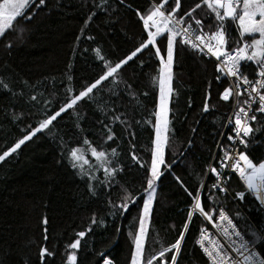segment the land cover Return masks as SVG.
Returning a JSON list of instances; mask_svg holds the SVG:
<instances>
[{
    "label": "trees",
    "instance_id": "trees-1",
    "mask_svg": "<svg viewBox=\"0 0 264 264\" xmlns=\"http://www.w3.org/2000/svg\"><path fill=\"white\" fill-rule=\"evenodd\" d=\"M108 2L117 8L118 0ZM194 2L181 0L185 10L194 6ZM94 3L100 4L102 0H45V4L39 7L33 4L28 12L35 11L36 14L30 22L18 18L19 25L24 26L23 32L17 29L6 32L5 37L0 38V81L8 83L17 93L23 91L27 94H31L33 89L23 87L25 81L38 86L48 85L47 90H41L51 101L50 110H54L63 102L68 87L79 92L101 74L103 65L95 55L97 47L112 63L133 51L141 42V26L134 11L145 9L149 0H126L132 7H119L118 12L111 16L95 9ZM90 10L97 14L84 28ZM81 29L84 31L81 32ZM231 35L233 39L238 38L235 30ZM87 36L94 39H86ZM9 42L12 44L11 49L6 47ZM138 55L140 60L145 61L143 67L134 58V62H130L131 66H126L122 73L123 80L133 85L135 98L126 97L127 103L122 106L118 103L120 111L116 115L127 113L142 123L133 125L135 139L125 134L114 145L118 147L119 158L124 166L119 177L121 184L137 191L140 190L144 170L131 159V153L134 151L142 161L150 159L154 140L151 121L154 120L153 112L158 104V85L154 77L159 73L154 56ZM207 60L190 49H182L174 65L175 93L171 104L173 112L170 114L174 127L170 125V151L166 150L165 156L166 164L171 167L161 166L163 175L157 185L154 213L146 241V248L151 250L158 251L161 245L168 246L178 238L191 203L184 187L195 193L201 180L211 182V177H205L204 173L212 162L216 140L221 139L218 133L224 131L221 126L225 125L232 103L221 101L218 109L202 112L205 90L214 71L213 65ZM253 67L249 65V70ZM68 76L72 77L71 81ZM226 86L227 81L223 84L213 82V104L217 99L216 93ZM102 87L103 91L96 93L93 102H82L77 106L76 113L69 110L62 114L63 119L58 118L63 132H69L71 137L67 140L68 148L82 146L86 149L87 146L83 145L85 136L94 145L108 146L101 139L104 133L100 120L104 119V114L100 108L103 105L95 101H105L113 85L105 82ZM124 87V83H120L117 91ZM145 92L148 94L144 95ZM14 111L24 113L23 122H10ZM4 113L9 115L8 120L4 118ZM44 115L42 109L29 108L19 97L11 96L0 87V147L12 145L23 135L28 125L38 126V121ZM77 122L83 131L74 127ZM113 127L117 132L122 130L119 122ZM225 132H231V129L227 128ZM257 139H260L259 134ZM223 140L226 141V136ZM247 152L254 162L264 160V142L253 143ZM60 153V141L52 133H38L17 154L0 164V261L4 264H39L41 246L63 253L65 246L75 240L77 232L93 227L94 231L82 241L79 264H102L99 256L101 251L114 259L115 264H129V221L119 222L121 233L118 240L114 231L117 225L113 224L110 217L107 218L106 226L91 225L93 211L103 214L107 197L90 198L85 182L74 174L67 161L60 160ZM229 186V215L235 216L237 211H241L258 224L264 221V211L256 210V202L250 196L246 195L244 201H233L234 194L242 190L236 177L231 176ZM121 195L119 188L111 190L113 200L118 201ZM224 196L220 193L217 199L222 201ZM135 214L133 209L132 215ZM44 217L49 221L47 225L42 223ZM202 226V219L197 214L185 233L179 264H205L196 246ZM45 227L47 241L43 239ZM132 227L134 230L136 225ZM57 264H61L59 258Z\"/></svg>",
    "mask_w": 264,
    "mask_h": 264
},
{
    "label": "snow or ice",
    "instance_id": "snow-or-ice-1",
    "mask_svg": "<svg viewBox=\"0 0 264 264\" xmlns=\"http://www.w3.org/2000/svg\"><path fill=\"white\" fill-rule=\"evenodd\" d=\"M33 4L39 7L45 4V0H38V4L36 0H0V38L5 37L6 32L17 29L23 32L24 26L19 25L18 18L30 22L36 14L35 11L28 12ZM122 6L132 7L126 0H118L117 8H113L108 0L93 5L95 9L107 12L109 16L118 12V8ZM96 14V11L90 10L84 28H87ZM134 14L141 26L139 45L115 63L106 59L102 50L97 47L95 55L103 65L101 74L79 92L68 87L63 102L54 110H50L51 101L41 90H47L48 85L38 86L25 81L23 87L33 89L31 94H27L23 91L17 93L8 83L0 81V87L8 94L19 97L29 108L42 109L45 113L38 121V126L28 125L23 135L12 145L0 147V164L17 154L38 133H52L60 141V160L67 161L68 167L85 182L90 198L99 199L102 195L107 197L103 214L101 211H93L91 225L106 226L107 218L110 217L113 224L117 225L114 231L118 240L121 233L119 222L129 221V264H179L185 233L197 214L214 230L213 233L209 228L202 227L196 240L202 254L207 258V264H264V221L258 224L241 211L231 216L227 208L229 181L235 173L246 186V191L237 192L233 199L244 201L246 194L251 195L258 202L256 210L264 211V160L254 162L247 152L253 143L264 142V0H195L194 6L187 10L183 9L181 0H149L145 9H135ZM234 30L238 32L237 39L232 38ZM85 38L94 39L92 36ZM6 47L11 49V42ZM182 49H190L201 58L207 57L206 62L214 67L213 78L205 90L202 112L218 109L221 101L230 100H234L235 109L228 117L227 124L221 126L222 129L231 128V132L218 133L221 139H217L215 143L216 151L212 154L214 163H210L204 173L205 177H211V182L201 180L195 193L184 187L191 200L187 219L175 242L168 246L161 245L155 251L146 248V241L154 213L157 185L163 175L161 166L171 167L166 164L165 156L166 150L170 151V114L173 112L171 104L175 93L173 69ZM138 54L154 56L159 68L158 76L154 77L158 85V104L153 112L154 120L151 121L154 140L150 159L142 161L134 151L131 153V159L144 170L139 191L121 184L119 177L124 166L119 158L118 147L114 146L125 134L135 139L133 125L142 123L127 113L116 115L120 111L118 103L122 106L127 103L126 97L135 98L133 85L123 80L122 73L126 66H131L130 62H134V58L143 67L145 61L140 60ZM249 65L254 66L251 71ZM71 79L68 76V80ZM226 80L229 81L228 86L216 93L217 99L213 104V82L223 84ZM105 82L113 85L109 89V96L105 101L95 102L103 105L100 108L104 114V119L100 120L101 131L104 133L101 139L108 146L94 145L85 136L83 145L87 146L86 149L82 146L68 148L67 140L71 137L69 132H63L58 118L63 119L62 114L69 110L76 113L77 106L82 102H93L96 93L103 91ZM120 83H124L125 87L118 92ZM241 97L244 99H240ZM188 106L191 107V103ZM4 118L8 120L9 115L4 113ZM12 121L23 122L24 113L12 112L10 122ZM116 122L122 126L120 132L113 127ZM74 127L83 131L79 122ZM192 131L195 132L196 129L193 128ZM257 134L260 139H257ZM224 136L226 141L223 140ZM191 143L190 141L189 147ZM132 147L135 148V145ZM181 184L183 186L182 181ZM113 188L122 191L118 201L111 198ZM220 193L225 194L222 201L217 199ZM133 209L135 216L132 215ZM48 222L47 217H44L43 225ZM133 225H136L134 230ZM93 231V227H89L77 232L75 240L65 246L63 253L58 249L41 246L38 253L39 264H57V258L61 260V264H79L82 241ZM44 233L43 239L47 241L46 227ZM89 251L92 249L89 248ZM99 256L102 264H115L114 259L106 252H99ZM0 264L4 262L0 261Z\"/></svg>",
    "mask_w": 264,
    "mask_h": 264
},
{
    "label": "built area",
    "instance_id": "built-area-1",
    "mask_svg": "<svg viewBox=\"0 0 264 264\" xmlns=\"http://www.w3.org/2000/svg\"><path fill=\"white\" fill-rule=\"evenodd\" d=\"M207 58V57H206ZM213 60L215 59V58H212ZM222 75V74H221ZM250 78H252V77H250ZM227 81V80H226ZM228 83H229V81H227V86H228ZM240 99H244V97H241ZM231 101V103H232V106H231V110H230V112H229V114H228V116H227V120H226V122H225V124H227V122H228V117L229 116H231L232 115V113H233V111H234V109H235V102H234V100H230ZM227 128H224V132H225V130H226ZM231 129V128H230ZM243 146H241V148H242ZM215 151H216V149H215ZM211 163H214V161L212 160V162ZM231 176H234V177H236L237 178V180L239 181V183H240V186H241V188H242V190H240V191H246V186L243 184V182L240 180V178H239V176L237 175V174H235V173H233ZM240 191H238V192H240ZM237 193V192H236ZM236 193L234 194V197L233 198H235L236 197ZM223 194V193H222ZM246 195H248V194H246ZM229 196H230V194H229ZM248 196H250L251 198H253L251 195H248ZM254 199V198H253ZM236 200H239L238 198H236V199H233V201H236ZM256 202V201H255ZM258 204V202H256V205ZM202 219V218H201ZM202 222H203V220H202ZM202 227H207V228H209V231H211V232H213L214 233V230L213 229H211V226L210 225H207L205 222H203V226ZM201 227V228H202ZM198 237H199V233H198V236H197V239H198ZM196 239V240H197ZM196 246H197V248H198V250L202 253V251L200 250V248H199V246L196 244ZM203 255V254H202ZM203 257H204V259H205V264H207V258L203 255Z\"/></svg>",
    "mask_w": 264,
    "mask_h": 264
}]
</instances>
